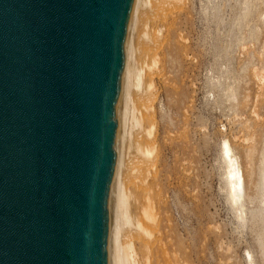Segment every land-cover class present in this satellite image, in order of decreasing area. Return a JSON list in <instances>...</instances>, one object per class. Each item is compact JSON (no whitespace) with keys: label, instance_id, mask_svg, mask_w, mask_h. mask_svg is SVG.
<instances>
[{"label":"rangeland","instance_id":"374dc122","mask_svg":"<svg viewBox=\"0 0 264 264\" xmlns=\"http://www.w3.org/2000/svg\"><path fill=\"white\" fill-rule=\"evenodd\" d=\"M156 3H134L141 121L132 134L122 129L114 181L134 220L152 197L156 226L143 241L129 225L126 239L137 261L146 251L154 264H264V0H177L163 18L170 28ZM147 139L145 157L156 160L145 179L137 169ZM230 160L241 177L234 191Z\"/></svg>","mask_w":264,"mask_h":264},{"label":"water","instance_id":"95a60500","mask_svg":"<svg viewBox=\"0 0 264 264\" xmlns=\"http://www.w3.org/2000/svg\"><path fill=\"white\" fill-rule=\"evenodd\" d=\"M134 0H0V264H122Z\"/></svg>","mask_w":264,"mask_h":264},{"label":"bare ground","instance_id":"6f19581e","mask_svg":"<svg viewBox=\"0 0 264 264\" xmlns=\"http://www.w3.org/2000/svg\"><path fill=\"white\" fill-rule=\"evenodd\" d=\"M177 1V0H176ZM176 1L174 0H157L158 3H156V8L159 9V10H162L159 18L160 20H162V23L163 25L162 26H165L164 23L166 22H163V18H165V16H168V12L169 10L171 9V6L173 4L176 3ZM134 3H135V0H134ZM173 3V4H172ZM133 8H134V5H133ZM168 14V15H167ZM169 17V16H168ZM171 18V17H169ZM159 20V19H158ZM159 20V21H160ZM169 20V19H168ZM168 20H166L168 22ZM171 21V20H169ZM161 23V22H160ZM158 23V24H160ZM168 24V23H167ZM170 25V24H169ZM168 25V26H169ZM160 26V25H159ZM158 26V28H159ZM166 27V26H165ZM164 27V28H165ZM166 28H170V27H166ZM165 28V29H166ZM165 31V30H164ZM166 31L168 32L167 33V36L169 37L171 35V32H170V29H166ZM146 33V32H145ZM165 33V32H164ZM159 36V35H158ZM161 37V36H160ZM160 37H157L155 38L156 39V42L155 44L159 45L161 43V39ZM134 38V36H133ZM134 40V39H133ZM160 41V42H159ZM163 44V43H162ZM157 54V53H156ZM158 55V54H157ZM137 55L135 54V45H134V42L132 43V69H131V96H130V102H129V108H128V113H127V117H128V123H126V126L125 127H128L129 129V133L132 134V130H134L135 127H137L139 124H140V119L136 116V109H135V105H134V100H133V95L134 93L137 91V89H140L144 87V81H143V76H142V69L141 67L139 66V62L137 61ZM153 58V57H152ZM155 59V58H153ZM156 60H157V56H156ZM140 61V60H139ZM153 61V60H152ZM151 61V62H152ZM155 61V60H154ZM153 61V62H154ZM156 63V62H154ZM159 63V62H158ZM157 63V64H158ZM153 65V64H152ZM159 69V68H158ZM149 80V79H148ZM152 83V82H151ZM146 85V83H145ZM153 86V85H152ZM144 90V88H143ZM139 92V91H138ZM151 92V91H150ZM149 92V94H150ZM148 96V95H147ZM151 96H152V93H151ZM154 96V95H153ZM150 97V96H149ZM135 98V97H134ZM143 99H146V98H143ZM149 100V99H148ZM151 100V99H150ZM152 100H153V97H152ZM151 100V101H152ZM150 101V102H151ZM147 102V100H146ZM145 106V105H144ZM154 119V118H153ZM154 122V121H152ZM152 125V124H151ZM150 125H148L149 127ZM152 127V126H150ZM127 129V128H125ZM150 129V128H149ZM152 129V128H151ZM126 131V130H125ZM148 131V130H147ZM150 131V130H149ZM127 132V131H126ZM124 133V132H123ZM122 134V130L120 131V136ZM128 134V133H127ZM125 135V134H124ZM130 136V134H129ZM127 140V139H126ZM153 140V139H152ZM129 141V140H128ZM134 141H131L129 143V148H132L133 147V144L132 143ZM154 142V141H153ZM120 146V144H119ZM136 146V145H135ZM138 146V145H137ZM123 148V147H122ZM125 148V147H124ZM136 148V147H135ZM139 149L141 150V152H144L145 154L143 155L144 156V161L146 163V167H140L139 169H137L138 171V174L140 175H143V177L145 178V176L147 175V172L149 170H151V164L154 163V161L156 160V157L154 158H149V157H145L146 154L148 155L149 152H151L153 149H154V145L152 143V141L150 139H147L146 142L142 143L141 145H139ZM223 151H224V154L228 157H230V153H231V149L229 147L228 144H225L224 148H223ZM119 152H120V148H119ZM123 154V153H122ZM153 155V154H152ZM122 158V157H121ZM230 159V158H229ZM122 162V161H121ZM118 163H119V159H118ZM118 163H117V166H118ZM122 165V164H121ZM153 168V166H152ZM229 172H228V177L229 179L232 181V190L234 191L235 187L240 185L241 184V177H240V171L238 170V168L236 167V165L234 164V161L233 160H230L229 161ZM150 172V171H149ZM152 172V171H151ZM149 174V173H148ZM148 176V175H147ZM146 179V178H145ZM115 182H116V179H115ZM123 187V186H122ZM125 189V188H124ZM149 190V189H148ZM118 195L116 197V203H117V221H118V226H119V230H118V239L121 243V251H120V259H121V263L122 264H152L153 262L151 261V256H150V253L151 252H142L139 256L140 261L136 260L137 258H135V256L138 254L136 253V250L137 248L135 249V247L133 246V242L131 240H127L126 238V235L125 234L127 231V229H131V226L132 225H136V227H141V232H138V236L137 234L135 233L136 235V238L139 237L140 239H142L143 241L146 240V234L147 235H154L153 234V230H154V226L153 225V222L151 223L149 220H156V216H155V213H154V208L152 206V197H148L147 195V199H148V203H144L143 206L141 207L142 210L144 211V216H146V218L142 215L138 220H134L133 217L131 216L132 214H130V206H129V195H128V191L126 190H119L117 191ZM146 193V192H145ZM145 196V197H146ZM131 199V198H130ZM144 201V200H143ZM153 202V201H152ZM151 203V204H150ZM139 217V216H138ZM136 218V217H135ZM149 221V222H148ZM129 225L130 228H129ZM125 235V238H123ZM129 236V235H128ZM131 237V236H129ZM153 237V236H152ZM125 239V240H124ZM134 239V237H133ZM132 239V240H133ZM151 239H154L151 238ZM135 242V241H134ZM150 245V243H149ZM148 245V246H149ZM153 246V245H152ZM147 247V246H146ZM148 248V247H147ZM152 248V247H151ZM149 250V249H148ZM150 251V250H149ZM154 251V250H153ZM152 254V253H151ZM154 255V254H153ZM136 256V257H137ZM154 257V256H153ZM152 257V259L154 260V258ZM154 264V263H153Z\"/></svg>","mask_w":264,"mask_h":264}]
</instances>
